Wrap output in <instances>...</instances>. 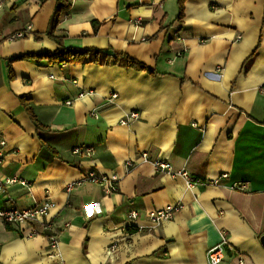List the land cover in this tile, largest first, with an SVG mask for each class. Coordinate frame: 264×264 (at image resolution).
<instances>
[{
  "label": "crops",
  "instance_id": "obj_1",
  "mask_svg": "<svg viewBox=\"0 0 264 264\" xmlns=\"http://www.w3.org/2000/svg\"><path fill=\"white\" fill-rule=\"evenodd\" d=\"M70 3L55 32L64 46L124 54L153 73L9 63L57 50L46 36L56 0H0L1 176L27 185L8 186L0 210L51 205L44 224L0 221V264H206L221 234L232 248L222 264H264V0H186L180 21L177 0ZM130 112L139 118L120 125ZM144 152L206 184L186 188ZM91 172L115 176L116 192L65 190ZM169 206H180L172 220L149 223Z\"/></svg>",
  "mask_w": 264,
  "mask_h": 264
},
{
  "label": "built area",
  "instance_id": "obj_2",
  "mask_svg": "<svg viewBox=\"0 0 264 264\" xmlns=\"http://www.w3.org/2000/svg\"><path fill=\"white\" fill-rule=\"evenodd\" d=\"M134 24L136 26L141 25V22L138 20H135ZM31 29V26L26 27V31H29ZM24 36V34L20 33L17 34V38H21ZM84 94H80L79 97H82ZM116 96L113 94L110 97V100L115 99ZM71 102L67 101L65 102V105H70ZM96 117V115H94ZM139 118L138 113L136 112H130L124 118L119 120V124L122 126L129 125L131 122L136 121ZM5 141L3 139H0V194L5 192V189L14 184H20L23 187H27L26 183L21 181L19 182L16 179H10V178H4L1 176V166L3 162L4 157V151H5ZM79 151L78 149H74L73 153L77 154ZM139 160L141 162H149L154 170L158 173L165 174L168 176H171L173 178L180 177L184 180L185 186L188 189H191L195 186L199 185H205L206 182L191 176L187 171L185 170H174L170 163H168L166 160L163 159H154L149 160L147 153L140 154ZM126 166H130L131 162H126ZM116 177L111 176L109 178L99 176L94 172L89 173L87 176H85L81 181L69 184L66 187V191H71L75 186L81 185L83 183H94L97 185L102 186L105 193H111L116 192ZM51 208V205L49 203H44L41 205L34 206L32 208H27L23 210H18L16 208H8L5 210H0V221L6 223V224H16V225H23L28 223H35V222H41L44 224V217L47 216L49 213V209ZM180 206H169L162 210L157 211H151L148 213V221L151 225L156 226L160 223L168 220H172L174 217V214L179 210ZM130 218L135 219L137 217L136 212H131L129 214ZM45 229H48V225L45 226ZM57 240L55 237L49 238V249L50 252H55L57 250ZM110 251L114 250V246H111ZM232 248L229 246L227 238L224 234H221L220 242H218L216 245L209 248L206 252V264H222L225 251L231 250ZM237 264H244L242 258L238 257Z\"/></svg>",
  "mask_w": 264,
  "mask_h": 264
},
{
  "label": "trees",
  "instance_id": "obj_3",
  "mask_svg": "<svg viewBox=\"0 0 264 264\" xmlns=\"http://www.w3.org/2000/svg\"><path fill=\"white\" fill-rule=\"evenodd\" d=\"M186 0H177L178 15L177 21H180L184 16V3ZM71 6L70 0H56V6L51 19L50 29L46 36L53 40L58 48L56 51L50 54H24L16 56L9 60V63L14 61L32 60L35 62L46 61L47 63L54 64H97V65H119L121 62L128 68H132L139 71H147L152 74L153 71L146 68L144 65L136 62L124 54H116L111 51H102L96 48H79V47H66L63 44L64 38L61 36H55L57 26L61 22V19L69 11ZM93 28L96 29L99 25L96 22H92ZM254 55V54H253ZM11 73V71H9ZM19 101L23 106L26 114L31 122L37 129L43 128L37 121V118L32 110L29 101L24 97H19Z\"/></svg>",
  "mask_w": 264,
  "mask_h": 264
},
{
  "label": "water",
  "instance_id": "obj_4",
  "mask_svg": "<svg viewBox=\"0 0 264 264\" xmlns=\"http://www.w3.org/2000/svg\"><path fill=\"white\" fill-rule=\"evenodd\" d=\"M261 242L264 244V237L261 238Z\"/></svg>",
  "mask_w": 264,
  "mask_h": 264
}]
</instances>
